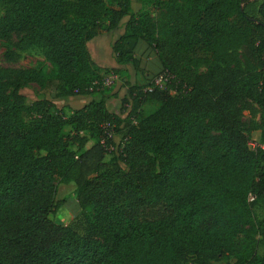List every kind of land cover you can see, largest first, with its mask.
<instances>
[{"label":"trees","instance_id":"obj_1","mask_svg":"<svg viewBox=\"0 0 264 264\" xmlns=\"http://www.w3.org/2000/svg\"><path fill=\"white\" fill-rule=\"evenodd\" d=\"M0 42L51 65L0 68V264H264V0H0ZM143 45L162 90L136 81ZM56 178L77 187L68 225L50 218Z\"/></svg>","mask_w":264,"mask_h":264},{"label":"rangeland","instance_id":"obj_2","mask_svg":"<svg viewBox=\"0 0 264 264\" xmlns=\"http://www.w3.org/2000/svg\"><path fill=\"white\" fill-rule=\"evenodd\" d=\"M134 8L136 11H138L140 8V5H134ZM146 11L149 12V14L154 19H158L160 16V13L162 12L161 9H157L156 7H153V6H147ZM101 49L103 48L100 47L98 43L93 42V45L91 46V51L92 53H94L96 59L100 57L99 53H101L103 57H108L107 49L106 50L104 49L101 50ZM4 52H5V48L2 46V43L0 42V68L10 67V68H22V69H28V68H44L46 70L51 69V65L46 61L44 54L40 49L34 48L27 52L22 53L19 60L16 63L7 62L4 59ZM136 56L137 58L141 60V66L143 70L147 72L148 74L147 77H145L144 74L142 73L136 74V81H138V83L142 85H145L146 83L150 82L146 80L147 78H152L159 72L160 70L159 63H158L156 55L153 52L146 49L145 45L141 46L138 49ZM101 76L103 77L101 82L96 81V83L99 82L104 88H107V89L114 86L115 84L114 82L115 80H117V76L113 75L112 73L101 72ZM148 88H151L153 90L152 92H154L155 89L162 90L163 86L155 87L151 83V85ZM148 88L146 90H148ZM24 93L30 100H35L39 96H41V91L39 90L37 86H31L27 88L26 90H24ZM71 106L75 109L80 108V103L79 102L76 104L71 103ZM159 107H160V103L158 101L150 99L143 106L142 112L145 116H149L153 114ZM71 113H72L71 110L67 109V114L70 115ZM260 117H261V114L258 113V108L255 106L252 107V109H247L244 111V120L247 123L254 121L258 125H260L261 123ZM70 130H71L70 127L65 128L66 132H70ZM120 142H121V137L114 136L113 148H115L118 144H120ZM93 144L94 142L92 140L89 141L86 148L92 147ZM251 147L253 149L261 148L262 150H264V143L262 141V133L260 130H256L252 133ZM105 162L107 163L113 162L112 155L108 154L105 158ZM55 184H56V189H57V195H56L57 200L61 203L62 206L59 208V210L56 213L52 214L50 218L52 221H54L57 224L63 223V224L68 225L72 222L75 216L81 212V209L77 201V195H76L77 187L74 183H68V184L63 183L59 180V178H56ZM256 215L259 220L264 221V207L262 206L256 207ZM262 252H263V248L261 246L259 248V255H262ZM214 264H227V262L219 261V262H214Z\"/></svg>","mask_w":264,"mask_h":264},{"label":"built area","instance_id":"obj_3","mask_svg":"<svg viewBox=\"0 0 264 264\" xmlns=\"http://www.w3.org/2000/svg\"><path fill=\"white\" fill-rule=\"evenodd\" d=\"M116 76V75H115ZM168 79H169V77H168V75L167 74H165V73H161L159 76H157L154 80H153V82H152V84L155 86V87H161V86H165V83L168 81ZM119 80V77L117 76V80H115V82L116 81H118ZM114 82V83H115ZM113 83V84H114ZM147 92H152L153 90L151 89V88H148V90H146ZM106 129H108L109 128V126L107 125V126H104ZM108 133V139H114V135L112 134V131H108L107 132ZM102 144L105 146V148H106V150L108 151V152H111L114 148H113V146H110V145H108L107 144V140L105 139V140H103L102 141ZM250 200L252 201V200H254V197H251L250 198Z\"/></svg>","mask_w":264,"mask_h":264},{"label":"crops","instance_id":"obj_4","mask_svg":"<svg viewBox=\"0 0 264 264\" xmlns=\"http://www.w3.org/2000/svg\"><path fill=\"white\" fill-rule=\"evenodd\" d=\"M120 105H121V99L119 97L110 99L108 103L109 109L115 112H119ZM59 224L66 225L63 223H59Z\"/></svg>","mask_w":264,"mask_h":264}]
</instances>
